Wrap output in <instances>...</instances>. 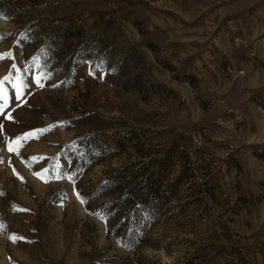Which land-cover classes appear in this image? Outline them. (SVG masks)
Masks as SVG:
<instances>
[{
  "label": "rangeland",
  "instance_id": "obj_1",
  "mask_svg": "<svg viewBox=\"0 0 264 264\" xmlns=\"http://www.w3.org/2000/svg\"><path fill=\"white\" fill-rule=\"evenodd\" d=\"M0 17V264H264V0Z\"/></svg>",
  "mask_w": 264,
  "mask_h": 264
},
{
  "label": "snow or ice",
  "instance_id": "obj_2",
  "mask_svg": "<svg viewBox=\"0 0 264 264\" xmlns=\"http://www.w3.org/2000/svg\"><path fill=\"white\" fill-rule=\"evenodd\" d=\"M0 18H2V17H0ZM2 38H3V36L0 35V39H2ZM41 53L43 54V50H41ZM5 56L10 57L11 54L10 53L0 54V59L5 58ZM39 59H40V57H33L32 58L33 63H36ZM15 68H16V65L13 64L12 65V69L14 70ZM46 75H47V73H44L39 78L35 79V83L39 84L40 80L43 79ZM7 79H9L8 76L3 77V80H7ZM17 79L19 80L20 78L17 77ZM2 83H3V81L0 80V85H2ZM14 87H15V91H16V97L15 98L17 100H19L21 95H22V85H15ZM0 102H2V103H0V110H2L3 107H5L7 105V103H8V97H7L5 91H4V89L2 87H0ZM9 150L11 151L12 149L9 148Z\"/></svg>",
  "mask_w": 264,
  "mask_h": 264
},
{
  "label": "trees",
  "instance_id": "obj_3",
  "mask_svg": "<svg viewBox=\"0 0 264 264\" xmlns=\"http://www.w3.org/2000/svg\"><path fill=\"white\" fill-rule=\"evenodd\" d=\"M113 202H114L113 199H111V200H107L106 202H103V203H102V206L106 208L107 205H111ZM105 208H104V209H105ZM104 211H105V212H108L107 210H104ZM122 239H123V238H122ZM122 239L118 238L119 244L123 242Z\"/></svg>",
  "mask_w": 264,
  "mask_h": 264
}]
</instances>
